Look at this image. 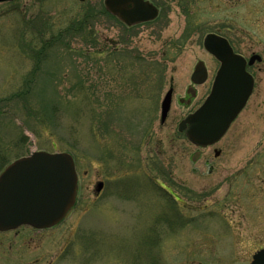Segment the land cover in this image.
<instances>
[{
	"label": "rangeland",
	"instance_id": "374dc122",
	"mask_svg": "<svg viewBox=\"0 0 264 264\" xmlns=\"http://www.w3.org/2000/svg\"><path fill=\"white\" fill-rule=\"evenodd\" d=\"M158 1L159 18L130 30L100 12L103 0L0 2V98L22 87L42 54L26 99L1 101L0 147L15 156L69 151L80 176L59 225L0 233V264H249L264 247V7ZM86 11L87 26L73 31ZM209 32L262 60L253 95L214 145L221 154L206 148L193 161L197 146L177 127L218 66L203 46ZM198 59L209 80L184 107L177 97Z\"/></svg>",
	"mask_w": 264,
	"mask_h": 264
},
{
	"label": "water",
	"instance_id": "95a60500",
	"mask_svg": "<svg viewBox=\"0 0 264 264\" xmlns=\"http://www.w3.org/2000/svg\"><path fill=\"white\" fill-rule=\"evenodd\" d=\"M104 3L107 10L129 25L152 20L159 13L149 0H105ZM204 44L222 61V66L208 98L179 124V130L185 131L190 141L203 147L217 142L225 134L253 87V78L245 70V59L233 51L225 38L211 33ZM253 61L254 57L250 63ZM198 75L200 78L195 79ZM205 79L204 63L199 62L193 80L203 82ZM171 94L169 90L162 102V121L170 110ZM196 158L197 154L193 156L194 160ZM102 186L99 182L97 191ZM77 187L75 161L69 152L41 150L14 160L0 174V230L22 224L36 228L57 224L74 206ZM250 264H264V248L253 255Z\"/></svg>",
	"mask_w": 264,
	"mask_h": 264
},
{
	"label": "trees",
	"instance_id": "16d2710c",
	"mask_svg": "<svg viewBox=\"0 0 264 264\" xmlns=\"http://www.w3.org/2000/svg\"><path fill=\"white\" fill-rule=\"evenodd\" d=\"M99 9H100L101 13H106L104 8L100 7ZM87 17H90V12L89 11H86V13L84 12L82 17H81V19L80 20L78 19V23L73 25V27H72L73 31H77L78 32L81 29L84 30L85 27L87 26L86 25L87 21H85ZM35 57L37 59V65H36L37 67H35V69L30 71L29 76L25 80V83H23L22 87H20L15 93H13L11 95L13 98H15V99H26L27 95H29V93L31 92V90L33 88L34 81H35V79L37 77V74H38V70L40 69V66H38L39 65L38 61L41 60L42 54L40 55V53H39V55H35ZM3 100L0 99V105L2 104L1 101H3ZM25 108L27 110H30L32 107H31L30 104H26L25 103ZM14 155H10L7 152H4L3 149L0 147V170L4 167V165L6 163L9 162L10 158L13 157Z\"/></svg>",
	"mask_w": 264,
	"mask_h": 264
},
{
	"label": "flooded vegetation",
	"instance_id": "af4514ba",
	"mask_svg": "<svg viewBox=\"0 0 264 264\" xmlns=\"http://www.w3.org/2000/svg\"><path fill=\"white\" fill-rule=\"evenodd\" d=\"M249 1H252V0H249ZM254 3H257V4H260V5H263L264 7V0H257V1H254ZM161 10V6L158 5L157 3H155ZM231 44L233 45L231 39L229 38V36H226ZM251 72L254 74L255 77H257V74L255 73V71L252 70L253 66H249L248 67ZM258 68H261L263 69V67H258ZM191 77H192V74L190 73V76H189V81L188 83L186 84V87H185V92H184V95L183 97H180V98H183V103H186V104H191L199 95V92H198V89H197V86L198 85H202V84H193L191 81ZM256 89V88H255Z\"/></svg>",
	"mask_w": 264,
	"mask_h": 264
}]
</instances>
